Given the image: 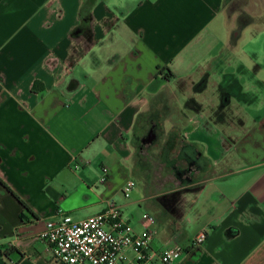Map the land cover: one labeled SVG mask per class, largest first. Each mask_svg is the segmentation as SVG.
I'll return each mask as SVG.
<instances>
[{"label": "crops", "instance_id": "crops-1", "mask_svg": "<svg viewBox=\"0 0 264 264\" xmlns=\"http://www.w3.org/2000/svg\"><path fill=\"white\" fill-rule=\"evenodd\" d=\"M226 7L0 0V264H60L40 239L46 223L111 203L136 232L153 216L152 249L185 250L174 264H264V62L237 53ZM148 111L180 128L207 177L165 192L140 180Z\"/></svg>", "mask_w": 264, "mask_h": 264}, {"label": "built area", "instance_id": "built-area-1", "mask_svg": "<svg viewBox=\"0 0 264 264\" xmlns=\"http://www.w3.org/2000/svg\"><path fill=\"white\" fill-rule=\"evenodd\" d=\"M105 180L107 169L103 170ZM135 187L129 182L124 196L129 198ZM144 230L136 232L124 219L120 207L111 203L92 217L75 221L61 214L56 221H48L40 239L48 244L54 260L60 264H152L155 259L163 264H174L182 259L185 250L174 244L161 252L152 249L155 237V218L142 216ZM208 232H200L194 239L195 247L202 246Z\"/></svg>", "mask_w": 264, "mask_h": 264}, {"label": "rangeland", "instance_id": "rangeland-1", "mask_svg": "<svg viewBox=\"0 0 264 264\" xmlns=\"http://www.w3.org/2000/svg\"><path fill=\"white\" fill-rule=\"evenodd\" d=\"M226 9L230 15V21L235 23V28L231 34V40L239 39L237 53L250 52L258 54V57H263L264 62V0H227ZM236 19V20H235ZM241 35V36H240ZM241 38H236V37ZM244 65H250L249 57L238 60ZM253 62L255 60H252ZM153 112L148 111L140 116L135 131V165L136 174L140 180L149 184V180H155L156 186H151L149 189L159 192H165L178 187L189 185L194 181H201L207 174L195 173L188 182L181 177L183 167L179 163L178 169L174 170V162L168 163L167 155L171 152L172 156L179 153L181 146L180 128L178 126L170 127L159 121L162 119L160 115L154 116ZM158 114V113H157ZM153 133L154 139L148 145L142 140L151 137ZM151 137V138H152ZM150 140V139H149ZM146 142V141H145ZM147 143V142H146ZM170 150L168 151L167 149ZM144 150L141 153V150ZM176 152V153H175ZM168 153V154H167ZM166 156V159L164 158ZM174 160V159H173ZM166 161V163H165ZM182 176H179L180 174ZM152 175L151 178L149 177ZM189 176V175H188Z\"/></svg>", "mask_w": 264, "mask_h": 264}, {"label": "flooded vegetation", "instance_id": "flooded-vegetation-1", "mask_svg": "<svg viewBox=\"0 0 264 264\" xmlns=\"http://www.w3.org/2000/svg\"><path fill=\"white\" fill-rule=\"evenodd\" d=\"M150 136L152 137V136H154L153 135V133H151L150 134ZM151 137H148L146 140H142V142L144 143V144H149L150 142H149V139L151 138ZM147 143H146V142ZM168 151L170 150V148L169 149H167ZM176 153V152H175ZM193 153L195 154V151L193 150ZM168 154V153H167ZM172 154L173 153H169L168 155H167V161H168V163H169V161L170 162H174L173 163V165H171L170 167H173L174 168V170H177L178 169V163L180 164V165H182V167H183V174H184V176L183 177H181L182 178V180L184 179L185 181L184 182H188L189 180H191L192 178V176L193 175H195V173H196V171H192L193 169V167H195V168H197L198 167V164H199V162H198V160H197V158L195 157V156H190L189 154L188 155H186L187 153H186V149L185 148H183L182 147V145L180 146V149H179V153L176 155V156H172ZM188 156V157H187ZM165 159H166V156L164 157ZM174 159V160H173ZM165 163H166V161H165ZM180 174V173H179ZM189 175V176H188ZM179 176H182V174H180ZM191 182H196V181H194V180H192Z\"/></svg>", "mask_w": 264, "mask_h": 264}, {"label": "trees", "instance_id": "trees-1", "mask_svg": "<svg viewBox=\"0 0 264 264\" xmlns=\"http://www.w3.org/2000/svg\"><path fill=\"white\" fill-rule=\"evenodd\" d=\"M226 1H227V0H226ZM143 151H144V150L142 149V150H141V153H143ZM136 168H137V167H136ZM151 176H152V175L150 174V176H149V177L151 178Z\"/></svg>", "mask_w": 264, "mask_h": 264}, {"label": "water", "instance_id": "water-1", "mask_svg": "<svg viewBox=\"0 0 264 264\" xmlns=\"http://www.w3.org/2000/svg\"><path fill=\"white\" fill-rule=\"evenodd\" d=\"M153 139H154V137L150 138V140H149V141H150V142H152V141H153Z\"/></svg>", "mask_w": 264, "mask_h": 264}]
</instances>
